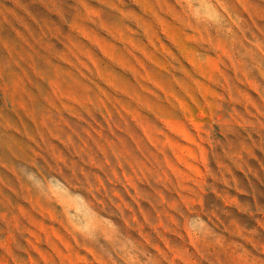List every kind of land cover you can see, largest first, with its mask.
<instances>
[{
    "label": "rangeland",
    "instance_id": "obj_1",
    "mask_svg": "<svg viewBox=\"0 0 264 264\" xmlns=\"http://www.w3.org/2000/svg\"><path fill=\"white\" fill-rule=\"evenodd\" d=\"M0 264H264V0H0Z\"/></svg>",
    "mask_w": 264,
    "mask_h": 264
}]
</instances>
